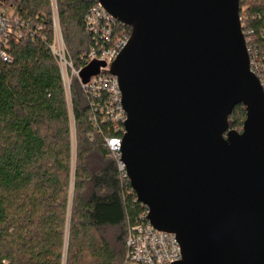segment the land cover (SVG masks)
<instances>
[{
	"label": "water",
	"instance_id": "95a60500",
	"mask_svg": "<svg viewBox=\"0 0 264 264\" xmlns=\"http://www.w3.org/2000/svg\"><path fill=\"white\" fill-rule=\"evenodd\" d=\"M131 29L112 63L137 201L174 234L175 264H264V87L240 0H97ZM242 105L241 133L229 117Z\"/></svg>",
	"mask_w": 264,
	"mask_h": 264
},
{
	"label": "trees",
	"instance_id": "16d2710c",
	"mask_svg": "<svg viewBox=\"0 0 264 264\" xmlns=\"http://www.w3.org/2000/svg\"><path fill=\"white\" fill-rule=\"evenodd\" d=\"M56 1L66 46L88 83L98 65L83 59L95 46L85 18L98 2ZM7 11L40 31L35 40L11 35L5 48L10 62H0V264H124L128 224L145 220L147 209L109 158L104 138L116 135L113 124L98 120L94 126L93 98L74 80L73 166L68 105L49 49L50 0H0V12ZM240 18L251 69L264 84V0H240ZM114 27L118 36L131 34L125 25ZM245 119V108L237 106L230 128L241 133ZM108 229L116 231L114 239Z\"/></svg>",
	"mask_w": 264,
	"mask_h": 264
},
{
	"label": "built area",
	"instance_id": "2783aa9c",
	"mask_svg": "<svg viewBox=\"0 0 264 264\" xmlns=\"http://www.w3.org/2000/svg\"><path fill=\"white\" fill-rule=\"evenodd\" d=\"M50 5L53 38L49 49L60 70L71 127H74L71 86L74 80H78L82 89L89 97L93 98L91 103V121L94 126H97L98 120L113 124V131L116 132V135L104 138L105 147L108 150L109 158L115 162L121 179L129 182L122 153L124 135L126 133L124 124L127 121V115L122 105V93L118 78L110 73V68L112 63L126 48L130 36L116 35L114 25L118 22L99 3L92 6L85 18V25L86 30L93 36L95 46L83 56V59L95 62L98 66L90 81L83 83L81 80V69L75 67L65 43L57 1L50 0ZM29 25V23L26 24L18 18H9L5 13L0 12L1 63L10 62L5 48L11 35L18 41L38 38L40 28L29 29ZM262 85L264 87L263 83ZM130 194L136 198L132 188ZM147 217L148 210L142 215L145 220L135 224H128L124 264H175L181 261L182 250L176 236L157 231L150 224Z\"/></svg>",
	"mask_w": 264,
	"mask_h": 264
},
{
	"label": "rangeland",
	"instance_id": "374dc122",
	"mask_svg": "<svg viewBox=\"0 0 264 264\" xmlns=\"http://www.w3.org/2000/svg\"><path fill=\"white\" fill-rule=\"evenodd\" d=\"M7 16L9 18L13 17L12 16V12L11 11H7ZM71 141H72V148H73V166H74L75 160H76L77 143H76V131H75V128L73 126L71 127ZM73 198H74V189H73V183H71V188L69 190L70 207L72 205ZM105 233H106V236L108 237V239H114V235L116 234V231L108 229V230L105 231ZM68 238H69V236H68V233H67L66 238H65V255H66L67 249H68Z\"/></svg>",
	"mask_w": 264,
	"mask_h": 264
}]
</instances>
